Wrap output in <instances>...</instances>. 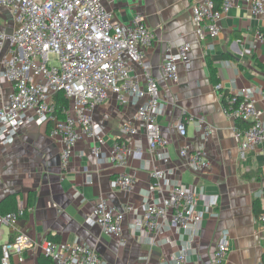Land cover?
I'll return each mask as SVG.
<instances>
[{
	"label": "crops",
	"instance_id": "crops-1",
	"mask_svg": "<svg viewBox=\"0 0 264 264\" xmlns=\"http://www.w3.org/2000/svg\"><path fill=\"white\" fill-rule=\"evenodd\" d=\"M198 1L114 0L109 4L114 20L129 24L142 13L147 27L156 34V41L147 50V69L158 79L166 103L160 125L168 140L169 164L150 155L143 130L137 136L121 133V125L134 118L138 106L123 105L114 93L96 108L94 118L106 131L107 147L119 140L134 149L141 141L142 149H134L125 167L113 164L104 146L102 157L97 159L92 153L93 140L84 137L75 146L68 167L63 168L62 145L50 136L51 125L28 121L11 145L0 146V213L29 209L16 229L0 226V246L21 231L38 244L51 237L68 243L88 242L107 264H165L179 253L182 242H187L189 264H216V246L222 232L227 231L229 254L224 264H257L264 259L254 209L255 193L264 190V144L240 153L236 120L223 113L221 97L232 89L255 90L264 120V12L253 15L246 0H234L220 20L219 36L202 40L195 33L191 14ZM0 26L11 29L7 14L0 16ZM184 43L191 45V64H181L179 80L173 82L164 77L161 66L167 47ZM134 70L142 73L137 65ZM141 80L144 84L143 76ZM11 89V83H1L0 103L7 101ZM190 116L213 126L209 140L203 138L198 123L187 124L186 137L177 133L176 123ZM184 143L205 150L211 164L208 170L200 173L190 169L179 154ZM167 166L174 168V180L196 187L198 209L205 216L202 226L190 234L170 229L165 222L153 241L150 234L132 230L131 224L143 213V201L153 181L151 169ZM123 171L137 178L132 192L111 187L112 178ZM77 191L82 193L79 199L74 197ZM101 197L124 214L122 236L87 223ZM259 200L264 209V195ZM22 257L12 254L10 264H53L39 246L24 250Z\"/></svg>",
	"mask_w": 264,
	"mask_h": 264
},
{
	"label": "built area",
	"instance_id": "built-area-1",
	"mask_svg": "<svg viewBox=\"0 0 264 264\" xmlns=\"http://www.w3.org/2000/svg\"><path fill=\"white\" fill-rule=\"evenodd\" d=\"M234 0H223L220 8L214 0H199L191 7L196 35L215 39L221 32L220 20ZM253 15L264 12V0H246ZM114 0H0V16L7 14L12 26H0V85L12 84L7 101L0 103V146L11 145L26 122L50 124V136L61 142L62 167L67 168L75 146L84 137L93 140L92 153L99 159L103 146L114 164L125 167L134 149H142L141 141L135 148L116 140L106 146L105 129L94 118L97 107L105 104L110 94L117 95L123 104L138 106L133 119L125 121L120 131L137 136L144 131L150 155L169 164L171 156L168 140L163 136L160 117L166 103L160 95V84L147 69V50L156 41V34L139 13L129 24L114 20L109 4ZM3 10V12H1ZM5 10V11H4ZM191 45L177 48L168 46L162 63L165 78L177 82L181 64L190 67ZM142 69L137 74L134 66ZM145 83L142 84L141 77ZM220 88V85H217ZM63 94L67 105L59 107L56 95ZM1 94V91H0ZM255 90L232 89L222 101L223 113L234 120L250 123L247 129L235 125V135L241 154L264 144V120L257 105ZM188 123H198L207 141L213 132L205 119L193 116L179 120L175 128L181 137L188 134ZM180 157L190 169L203 172L211 166L204 149L196 150L184 143ZM174 168L154 167L150 171L152 183L143 201V213L135 219L132 230L153 236L163 230L165 222L170 229L192 233L204 221L205 212L198 209V191L173 179ZM92 177V174H88ZM88 182H91L88 181ZM137 178L123 171L111 180L113 190L134 191ZM158 193V196H155ZM82 193L77 191L75 199ZM264 190L255 193L261 198ZM29 209L20 207L0 213V226L14 229ZM264 249V212L256 215ZM87 223L98 225L111 235L122 236L124 214L105 197H101ZM187 242L165 264H189ZM41 247L53 264H107L94 246L84 241L68 243L47 238L40 244L19 231L14 239L2 245L1 264H10L12 254L21 256L26 249ZM229 254V233L222 232L217 243L214 261L224 264ZM257 264H264V259Z\"/></svg>",
	"mask_w": 264,
	"mask_h": 264
},
{
	"label": "trees",
	"instance_id": "trees-1",
	"mask_svg": "<svg viewBox=\"0 0 264 264\" xmlns=\"http://www.w3.org/2000/svg\"><path fill=\"white\" fill-rule=\"evenodd\" d=\"M222 1L223 0H214L215 7L216 8H220L221 5H222ZM212 72H213V75L215 77L213 69H212ZM56 99H57L59 107L67 105V100L65 99L63 94H61V93L57 94L56 95ZM249 126H250V123H248V122H245V121H242V120H237L236 121V127L239 128V129H247ZM259 199H261V198H258V199H256L254 201V209H255L256 215H258L261 212H264V209L261 207V202H260ZM12 211H14V210H12ZM51 238H54V237H51ZM1 260H2V246H0V264H1Z\"/></svg>",
	"mask_w": 264,
	"mask_h": 264
}]
</instances>
